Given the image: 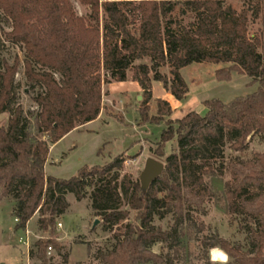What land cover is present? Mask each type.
I'll return each instance as SVG.
<instances>
[{
  "label": "trees",
  "instance_id": "trees-1",
  "mask_svg": "<svg viewBox=\"0 0 264 264\" xmlns=\"http://www.w3.org/2000/svg\"><path fill=\"white\" fill-rule=\"evenodd\" d=\"M76 1L88 15L79 16L71 0H0L10 23L4 39L22 48L25 81L39 90L28 118L19 104V61L0 63V116L7 115L0 125V196L14 204L15 231H25L36 215L46 236L36 242L35 256L48 264L47 248H61L56 223L69 209L66 196L81 202L90 191L91 210L114 240L99 255L101 264H174L183 258L182 239L198 243L203 264H212L208 252L214 248L227 253V264H264V152L244 157L253 137L264 144V36L249 33L264 19L262 1L244 0L239 10L226 0ZM186 17L191 22L184 25ZM192 64L223 65L219 80L245 75L257 88L228 103L204 101L203 117L192 111L171 119L169 103L158 99L149 117L152 83L184 101L189 89L180 71ZM165 67L169 78L160 73ZM128 72L141 90V123L165 124L153 150L155 160H163L161 175L143 189L122 174L119 155L68 180L47 176L50 147L95 121L103 110V86L128 81ZM169 143L175 148L166 155ZM226 147L236 154L228 160ZM225 175L227 214L243 224L245 246L217 233L203 235L208 228L199 216L214 198L209 180ZM168 215L170 230L153 226ZM156 243L172 255L154 253Z\"/></svg>",
  "mask_w": 264,
  "mask_h": 264
},
{
  "label": "rangeland",
  "instance_id": "rangeland-1",
  "mask_svg": "<svg viewBox=\"0 0 264 264\" xmlns=\"http://www.w3.org/2000/svg\"><path fill=\"white\" fill-rule=\"evenodd\" d=\"M264 6V0H261ZM76 13L79 16L88 15V9L81 7L76 0H71ZM236 10L244 0H226ZM183 24L191 22V18H184ZM10 30V23L0 12V63L6 62L11 65L15 59L19 61L16 82L18 85L19 104L28 118L29 112H36L32 99L38 89L32 90L26 83L23 71L24 53L20 46L13 45L4 39V32ZM250 34L264 36V19L250 25ZM264 64V45L262 48ZM144 62V61H142ZM147 63V61H146ZM224 67L214 64H192L180 71L186 82L189 92L184 101H176L164 91L160 83H152V99L149 104L148 115L156 114V101L170 98L175 105L172 109L174 118L179 119L188 112H196L200 116L206 115L203 102L217 99L222 103H228L235 98L245 97L255 92L257 85L250 84L251 79L245 75L232 74L229 81H221L216 77V71ZM37 69V68H36ZM160 73L170 77L167 67L161 68ZM110 91V92H109ZM135 82L131 81V73L128 72V81L113 82L103 86V110L99 117L87 125L73 130L50 150L45 166L47 176L68 180L77 175L83 167L103 166L113 158L122 155L124 158L122 174H128L132 179L139 180L148 159H156L153 150L165 128L164 123L145 122L141 123L139 100L141 93ZM128 92V93H123ZM111 94V95H110ZM131 94V95H130ZM118 118H122L119 121ZM7 121V115L0 116V125ZM175 148V143L165 146L166 155ZM254 152H264V144L253 137L248 144V150L244 157ZM226 160L236 154L228 149L224 150ZM160 163L163 160H157ZM228 179L222 178L209 180L214 191V198L205 205V216H199V220L207 226L203 235L217 233L221 238L232 244L246 245V235L242 223L227 214L226 204L223 199V185ZM89 192L85 199L76 202L74 196L69 194L67 213L57 219L61 223L62 230L56 232L55 242L61 247L59 251L52 249L47 255L48 264H64V256L67 255L66 264H101L99 255L107 251L114 244L111 232L105 229L99 217H96L90 207ZM14 204L9 198L0 196V264H40L35 253V244L46 235L37 229V216L35 215L27 225L25 231H15L16 221L13 217ZM95 221L98 223L95 225ZM173 220L168 215L163 220L154 219L153 226L162 230H170ZM184 253L179 261L174 264H203L204 259L198 243H188L186 239L180 240ZM156 254L163 257L171 256V251L166 244L156 243L151 248ZM210 252H208L209 261ZM212 264H214L212 262Z\"/></svg>",
  "mask_w": 264,
  "mask_h": 264
},
{
  "label": "water",
  "instance_id": "water-1",
  "mask_svg": "<svg viewBox=\"0 0 264 264\" xmlns=\"http://www.w3.org/2000/svg\"><path fill=\"white\" fill-rule=\"evenodd\" d=\"M141 100V97H139ZM163 171L162 163L154 160L148 159L146 161L143 172L140 174L139 181L143 189H147L148 186L153 182L156 178H158ZM98 221H95V225Z\"/></svg>",
  "mask_w": 264,
  "mask_h": 264
},
{
  "label": "clouds",
  "instance_id": "clouds-1",
  "mask_svg": "<svg viewBox=\"0 0 264 264\" xmlns=\"http://www.w3.org/2000/svg\"><path fill=\"white\" fill-rule=\"evenodd\" d=\"M211 258L213 261H221L222 264H227V261L229 259L227 253L220 248H214L211 250Z\"/></svg>",
  "mask_w": 264,
  "mask_h": 264
},
{
  "label": "crops",
  "instance_id": "crops-1",
  "mask_svg": "<svg viewBox=\"0 0 264 264\" xmlns=\"http://www.w3.org/2000/svg\"><path fill=\"white\" fill-rule=\"evenodd\" d=\"M137 84V83H136ZM110 86H111V84H110ZM137 86H138V84H137ZM139 87V86H138ZM165 91V90H164ZM110 92V91H109ZM166 92V91H165ZM123 93H128V92H123ZM137 93H141V90H140V88H139V91H137L136 92V94H134L135 95V97H137ZM129 94V93H128ZM111 95V94H110ZM131 95V94H130ZM174 99V98H173ZM164 100V99H163ZM164 101H166V102H168L169 103V105H170V107H172V109L174 108V104L172 103V101H171V99L170 98H165V100ZM178 102V101H177ZM192 112V111H191ZM189 113V112H188ZM187 114V113H186ZM183 117V116H182ZM171 119H176V118H174L173 117V115L171 116ZM180 119V118H179ZM87 125V124H86ZM85 126V125H84ZM81 127H83V126H81ZM78 128H80V127H78ZM78 128H76V129H78ZM55 145V144H54ZM54 145H52L51 147H50V149L54 146ZM49 157V156H48ZM67 197H68V195L66 196V199H67ZM67 213V212H66ZM64 216V215H63ZM62 216V217H63ZM28 225V224H27ZM26 228H27V226H26ZM28 229V228H27ZM214 263H221L222 264V262H214Z\"/></svg>",
  "mask_w": 264,
  "mask_h": 264
},
{
  "label": "built area",
  "instance_id": "built-area-1",
  "mask_svg": "<svg viewBox=\"0 0 264 264\" xmlns=\"http://www.w3.org/2000/svg\"><path fill=\"white\" fill-rule=\"evenodd\" d=\"M112 1H115V0H99V3L102 4V3L112 2ZM15 221L17 222L16 219H15ZM61 230H62V225H61V223L57 222L56 223V232H60ZM51 251H52V248L48 247L47 251H46V255H50Z\"/></svg>",
  "mask_w": 264,
  "mask_h": 264
},
{
  "label": "bare ground",
  "instance_id": "bare-ground-1",
  "mask_svg": "<svg viewBox=\"0 0 264 264\" xmlns=\"http://www.w3.org/2000/svg\"><path fill=\"white\" fill-rule=\"evenodd\" d=\"M210 258H211V252H210ZM211 261H212V262H221V261H219V260H217V261H213L212 258H211Z\"/></svg>",
  "mask_w": 264,
  "mask_h": 264
}]
</instances>
